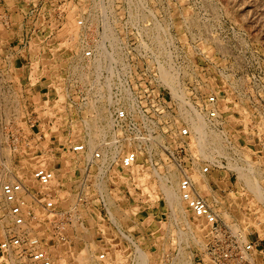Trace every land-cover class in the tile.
<instances>
[{
  "label": "built area",
  "instance_id": "2783aa9c",
  "mask_svg": "<svg viewBox=\"0 0 264 264\" xmlns=\"http://www.w3.org/2000/svg\"><path fill=\"white\" fill-rule=\"evenodd\" d=\"M11 1L32 30L14 44L0 13V264H264L258 54L235 66L216 28L149 1Z\"/></svg>",
  "mask_w": 264,
  "mask_h": 264
},
{
  "label": "rangeland",
  "instance_id": "374dc122",
  "mask_svg": "<svg viewBox=\"0 0 264 264\" xmlns=\"http://www.w3.org/2000/svg\"><path fill=\"white\" fill-rule=\"evenodd\" d=\"M116 5L117 0H112ZM126 3L127 10L121 9V15L126 12V18L133 19L139 16L143 6L149 4L157 14V18L166 17L167 22H200L202 28H216L217 35L228 39L232 48L241 56L235 66L242 65V60H252L253 52L258 54L259 62H254L252 67H259L258 72L264 69V0H122ZM123 2V3H124ZM164 3V11L162 4ZM120 4V2H119ZM117 4V5H119ZM18 8V7H17ZM24 17L18 16L25 21ZM158 12V13H157ZM0 13H8L0 11ZM9 14V13H8ZM109 16L115 15L110 11ZM18 16L14 15L13 22H17ZM6 34V31L4 33ZM16 44V42H14ZM200 59V58H199ZM197 58V60L199 61ZM43 158V156H41ZM45 158V157H44ZM31 158H26L22 162L27 165H37ZM38 162V161H36ZM35 163V164H33ZM33 167V166H32ZM188 218H186L187 220ZM193 225V224H191ZM194 226V225H193ZM188 229L185 235V248L187 259L190 258L191 249L195 246L200 235ZM199 230V229H198ZM203 239V237H202ZM201 240V238H199ZM64 255L72 258L70 253ZM73 260V258L71 259ZM74 261V260H73ZM75 264L76 261H74Z\"/></svg>",
  "mask_w": 264,
  "mask_h": 264
},
{
  "label": "bare ground",
  "instance_id": "6f19581e",
  "mask_svg": "<svg viewBox=\"0 0 264 264\" xmlns=\"http://www.w3.org/2000/svg\"><path fill=\"white\" fill-rule=\"evenodd\" d=\"M220 146H221L220 148H223L224 147V145H220ZM32 160H34L33 162H35L37 165L39 164V165L46 166L47 163H48L47 159L44 158V157L43 158L40 157V162H36V161H38V158H36V157L35 158L32 157ZM35 163H33V164H35ZM195 179L197 180V183H200L201 182L199 175H196L195 176ZM140 182L142 184L144 183L145 186L149 183V186L145 188L146 192L148 194H150V195L157 196V194H158L157 186H156L155 183L151 182L150 177L148 175H147V177H142L141 180H140ZM162 187L164 188V190H165V192H166V194L168 196V199H169L170 203L172 205H174V202L176 200V195H175V191H174L173 187L170 186V185H168V184H163ZM71 259H69L68 256H66V255L63 254L61 256V258H59L58 264H75V262L73 260H71Z\"/></svg>",
  "mask_w": 264,
  "mask_h": 264
},
{
  "label": "crops",
  "instance_id": "0c3cea01",
  "mask_svg": "<svg viewBox=\"0 0 264 264\" xmlns=\"http://www.w3.org/2000/svg\"><path fill=\"white\" fill-rule=\"evenodd\" d=\"M7 3L9 5L13 4L11 0H7ZM0 11H5V10L3 9V7H0ZM7 12L9 13L11 19H13L14 15L18 16V14H20L22 18L24 17V11L19 8L10 9L9 11L7 10ZM31 30H32L31 24L25 21L22 22V20L18 16L17 22H13L12 29L8 32V35L14 42L17 43L22 39L25 40L29 39V37L31 36Z\"/></svg>",
  "mask_w": 264,
  "mask_h": 264
}]
</instances>
